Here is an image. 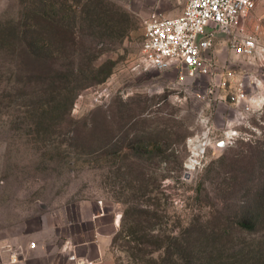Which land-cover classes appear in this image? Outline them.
Listing matches in <instances>:
<instances>
[{
  "label": "rangeland",
  "instance_id": "obj_1",
  "mask_svg": "<svg viewBox=\"0 0 264 264\" xmlns=\"http://www.w3.org/2000/svg\"><path fill=\"white\" fill-rule=\"evenodd\" d=\"M185 2L0 0V264L5 243L38 246L36 232L54 253L31 263L66 264L63 238H92L111 222L116 264H135L138 241L113 237L123 214L127 228L143 208L158 211L163 243L198 236L199 264H264V103L235 99L242 72L227 73L264 72V0L244 20L257 55L234 52L219 32L213 74L197 76L156 68L142 53L145 19L179 14ZM11 27L44 29L54 52L46 61L17 56L2 40ZM82 84L57 113L51 103ZM247 207L260 210L250 228L241 225Z\"/></svg>",
  "mask_w": 264,
  "mask_h": 264
},
{
  "label": "built area",
  "instance_id": "obj_2",
  "mask_svg": "<svg viewBox=\"0 0 264 264\" xmlns=\"http://www.w3.org/2000/svg\"><path fill=\"white\" fill-rule=\"evenodd\" d=\"M256 5L257 0H186L179 14L149 16L144 23L143 58L161 70H176L180 76L213 74L215 56L212 50L219 32L231 40L234 52L256 56L259 52L256 36L244 32V20ZM236 72H242V75L233 97L238 101L248 102L249 99L264 103V72L231 69L227 73L233 76ZM212 80L208 94L215 92L221 77L215 75ZM247 86L257 89L248 96ZM232 137L226 133L223 141L232 142ZM63 243L72 264H97V259L78 252L72 240L66 239ZM36 247V241L30 242L27 248L5 243L2 247L6 253L4 264H23L28 248Z\"/></svg>",
  "mask_w": 264,
  "mask_h": 264
},
{
  "label": "trees",
  "instance_id": "obj_3",
  "mask_svg": "<svg viewBox=\"0 0 264 264\" xmlns=\"http://www.w3.org/2000/svg\"><path fill=\"white\" fill-rule=\"evenodd\" d=\"M38 30L36 28H28V30L23 28L16 29V27L5 28L2 30L3 32H1V35L3 36L2 40H8V43L14 50V54L19 57H23L24 54L30 58L32 57L34 60L43 59L46 61L49 59V54L53 53L55 48L52 46L49 40H46L45 42L41 41V39H45L47 37L41 36L45 34L44 29L39 28ZM46 31L50 30L46 29ZM25 33L26 35L27 33H30V36H27L29 37L28 39H30V41L27 43L23 42V34ZM5 44L7 45V43ZM74 69L78 72V74H87L85 72L87 70L89 71V68L87 67L84 68L77 66L76 68H72V71H75ZM73 75L76 76L75 73ZM79 78L81 77L76 76L75 80H78ZM71 80L72 79H69L67 81ZM82 87L83 84L74 91L72 89L71 92L67 94L64 93L65 95H61L56 102H52L51 104L56 107L55 111L57 113H59L58 111L61 113L69 111L73 105L74 99L77 96V92ZM62 105L64 108L61 107ZM247 208H245L247 210L244 211L245 216L241 221V225L243 227L250 228L254 226L256 222H258L257 217L260 215V210L259 212H255L251 208ZM143 210L145 212V217L133 216L131 212V216H133V218H131V222L127 228L125 227L127 214H123L120 229L114 235L113 243H115L119 237L123 236V234L138 241V245L132 246L133 248L137 249L134 260L135 264H199L197 261L198 253L195 251L197 245L199 244L198 240H200L198 236H189L190 234H188V236L173 234L172 236H165L167 241L163 243L159 229L154 227L155 220H157L158 217V211L156 209L150 210L149 208H143ZM129 213L130 211L128 214ZM134 213L136 214V212ZM138 214H140V212ZM194 225L195 224L192 226L195 227ZM143 244L146 246L144 247ZM151 244L153 246L150 248L149 245ZM144 249H147L148 252H145ZM162 249H164L163 254L159 256L154 255L155 251H160Z\"/></svg>",
  "mask_w": 264,
  "mask_h": 264
},
{
  "label": "crops",
  "instance_id": "obj_4",
  "mask_svg": "<svg viewBox=\"0 0 264 264\" xmlns=\"http://www.w3.org/2000/svg\"><path fill=\"white\" fill-rule=\"evenodd\" d=\"M103 213H99L96 217L102 216ZM119 217H117V220ZM112 225L109 229L102 231L98 229L97 232L94 233V236L92 238H83L79 242H76L73 237L71 238L72 242L76 245V248L78 245H83L84 251L80 252L81 254H85L91 258L97 259V264H116L115 258H114V253L111 248V241H112V236L114 232V226L112 222L110 223ZM36 237H38V246L36 248L29 249L27 252L26 258L23 260V264H32L31 259L35 258H40L42 256H49L50 253L52 252L53 249L50 248H45V242L47 241L46 238H44V232H36ZM47 235V234H45ZM69 239V238H67ZM66 240V238H63L60 244V247L58 248V251L60 253L61 249H64V243L63 241ZM70 240V239H69ZM75 241V242H74ZM79 248V247H78ZM91 248H95V253L94 255L90 254L91 253ZM68 259V255L66 257ZM57 260H55V257H52V260H48V262L44 263H38V264H57ZM66 264H72L69 259L66 260Z\"/></svg>",
  "mask_w": 264,
  "mask_h": 264
},
{
  "label": "bare ground",
  "instance_id": "obj_5",
  "mask_svg": "<svg viewBox=\"0 0 264 264\" xmlns=\"http://www.w3.org/2000/svg\"><path fill=\"white\" fill-rule=\"evenodd\" d=\"M199 146V145H198ZM198 146H196L195 148H197ZM195 152H197V151H195ZM193 163V162H192Z\"/></svg>",
  "mask_w": 264,
  "mask_h": 264
}]
</instances>
